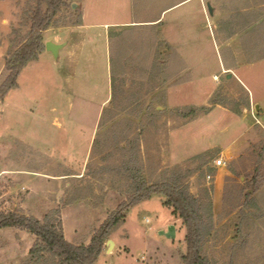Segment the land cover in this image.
<instances>
[{
  "label": "rangeland",
  "instance_id": "374dc122",
  "mask_svg": "<svg viewBox=\"0 0 264 264\" xmlns=\"http://www.w3.org/2000/svg\"><path fill=\"white\" fill-rule=\"evenodd\" d=\"M69 1L83 10L61 15L66 21L45 31L43 39L63 44L72 38L71 44L59 61L47 50L31 61L0 106V214L18 212L44 221L58 213L69 242L90 243L129 197L127 180L96 174L127 160L121 146L109 158L92 152L102 134V113L125 80L127 94H119L122 102L114 106L126 110H116L114 118L118 124L136 122L125 132L140 140L144 180L154 184L175 172L188 176L190 192L211 201L215 228L205 254L215 264H264V58L229 57L223 45L228 40L220 34L235 1L204 0L203 11L200 0H190L168 10L158 25L151 21L160 11L183 0ZM29 2L0 0V82ZM209 2L217 8L214 16ZM240 2V11L252 12L258 2L264 7V0ZM79 17L83 27L77 30L72 23ZM125 23L130 24L120 27ZM155 61L162 74L146 95ZM227 67L233 71H224ZM139 90L144 103L127 101ZM213 96L222 105L207 115L184 117L192 107L200 114ZM221 158L226 165L217 167ZM165 202L154 195L133 206L108 239L114 246L109 249L106 241L95 264H185L187 230ZM171 225L176 238L161 236ZM35 239L23 230L0 231V264H25Z\"/></svg>",
  "mask_w": 264,
  "mask_h": 264
},
{
  "label": "trees",
  "instance_id": "16d2710c",
  "mask_svg": "<svg viewBox=\"0 0 264 264\" xmlns=\"http://www.w3.org/2000/svg\"><path fill=\"white\" fill-rule=\"evenodd\" d=\"M67 13L75 14V11L72 10V3L69 0H30L22 16L21 29L17 32L18 37L14 41V43L17 42V45L7 55L5 60V78L0 82V106L4 103L9 92L18 87V77L21 71L31 61L36 60L45 50L43 33L57 27L62 21L65 22L66 17H61V15H67ZM66 24L64 23V25ZM72 24L82 25L81 17ZM25 28H28L27 34H23ZM232 35L233 33L230 32L229 37ZM161 68L158 62L155 61L149 71L148 87L153 84L152 80L160 77V74H162ZM224 80L226 83H232V80L225 78ZM124 82L125 80L120 81L119 94L121 97L127 94ZM149 88L145 92L146 95L150 94L154 89V87ZM142 93L140 90L132 92L131 97L133 96V99L129 97L127 101L132 100L133 104L144 103L142 99L145 94L142 96ZM245 93L246 101L244 103L248 107L250 104L249 97L247 91ZM118 97H116L114 103L110 102L102 113L99 123V131L102 134L97 135L94 139L92 152L96 155H103V159L109 158L115 152L116 145L117 147L121 146L119 151H125L128 157L127 160L119 166L112 164L102 168L96 174L110 173L113 176L115 173L121 179L127 180L129 197L116 210L111 212L108 219L92 236L90 243L86 245L69 242L65 237L64 224L58 213L54 216L48 215L44 221H41L38 218L18 212H3L0 214V231L18 229L26 231L36 238L28 252L25 264H95L111 234L121 224H124L127 212L133 206L150 199L154 195H162L166 197L164 205L172 209L174 217L182 220L183 226L187 230L185 240L187 253L182 256L183 262L185 264H215L205 254L206 243L215 228L211 201L208 204L209 200L208 202H203L194 196L186 183L188 176H184L180 172H175L154 184L147 183L144 180L143 169L140 165V140L138 137L130 138L125 132L126 127L132 128L136 122L130 119L131 124L129 125L118 124L114 118L116 110H126V107L114 106L121 101ZM218 98L213 96L208 106L199 109L200 114H197L198 108L192 107L184 117L195 118L199 117L201 113L207 115L214 107L222 105L223 101L221 98L218 100ZM142 109L138 107L139 113ZM238 109L234 111L233 108V111L236 114H241L243 111L242 107ZM125 143H127V146H125ZM114 180L112 178L109 183L112 190L115 188ZM255 182L256 180L253 181V183ZM248 197L249 195H247Z\"/></svg>",
  "mask_w": 264,
  "mask_h": 264
},
{
  "label": "crops",
  "instance_id": "0c3cea01",
  "mask_svg": "<svg viewBox=\"0 0 264 264\" xmlns=\"http://www.w3.org/2000/svg\"><path fill=\"white\" fill-rule=\"evenodd\" d=\"M188 1L190 0H183L181 2L173 3L172 5L165 7V9H162L160 11L159 17L155 19L154 21H151L152 24L158 25V24L163 23L162 18L164 14L168 12V10L176 11L184 7L186 5L185 3ZM200 1H201L200 3L202 5V9L204 11L205 2L204 0H200ZM234 1L236 3V8L234 10L232 9L233 11L231 10L229 12L230 14H229V17L227 18L228 25L225 29L221 31V34H220L221 38L224 37L225 39L228 40L227 44L226 45L223 44V45L225 48L228 49L227 53L229 57L236 58L239 55L247 57L249 53L250 55L248 56H250L251 58H264V41H263L264 40V7L262 6L263 2H258L260 6L257 8H253L252 12L251 11L246 12V10L240 11L238 8V5L241 4L240 0H234ZM256 6H258V4ZM218 9L221 10L222 8L220 7ZM216 11H217V8H216ZM204 15H205V12H204ZM127 24H130V23H125L121 25L120 27L126 26ZM82 27L83 25L78 26L74 29L80 30ZM216 27H217V24H216ZM258 30H260V32H258V34L253 35V31L256 32ZM230 32L233 33L231 37H229ZM243 36L250 37L248 42L243 43V40H240L243 38ZM235 40L239 42L241 41V44L234 42ZM230 41H232V44H230L231 43ZM71 42H72V38L66 41L65 43H63L65 44V46L60 50V53L63 49H66L71 44ZM250 63H253V61ZM224 71L232 72L233 67H227ZM235 77L240 83H242L239 77L236 76V73H235ZM175 219L178 222L179 221L181 222L180 219H177V218ZM176 234H177V228H176ZM115 244L118 247V244L116 241H115Z\"/></svg>",
  "mask_w": 264,
  "mask_h": 264
},
{
  "label": "water",
  "instance_id": "95a60500",
  "mask_svg": "<svg viewBox=\"0 0 264 264\" xmlns=\"http://www.w3.org/2000/svg\"><path fill=\"white\" fill-rule=\"evenodd\" d=\"M77 7L83 10L82 6L77 5L76 3L72 4V9L76 10ZM207 8L211 16H214L216 8L212 6V4L209 2L207 3ZM65 46V44H56L54 42L48 41L45 44V50H47L49 53H51L56 61H59L60 59V50ZM228 78H231V75H228ZM161 236H165L168 239H175L176 238V226L171 225L167 231H161ZM109 244V249L114 246V242L109 240L107 242Z\"/></svg>",
  "mask_w": 264,
  "mask_h": 264
},
{
  "label": "built area",
  "instance_id": "2783aa9c",
  "mask_svg": "<svg viewBox=\"0 0 264 264\" xmlns=\"http://www.w3.org/2000/svg\"><path fill=\"white\" fill-rule=\"evenodd\" d=\"M226 165V162L221 158V159H218L216 161V166L219 167V166H225ZM209 179L211 178V176L208 177Z\"/></svg>",
  "mask_w": 264,
  "mask_h": 264
}]
</instances>
